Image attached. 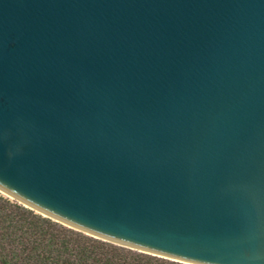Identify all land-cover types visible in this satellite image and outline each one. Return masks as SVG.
Here are the masks:
<instances>
[{"label":"water","instance_id":"1","mask_svg":"<svg viewBox=\"0 0 264 264\" xmlns=\"http://www.w3.org/2000/svg\"><path fill=\"white\" fill-rule=\"evenodd\" d=\"M0 188L141 253L264 264V0H0Z\"/></svg>","mask_w":264,"mask_h":264},{"label":"trees","instance_id":"2","mask_svg":"<svg viewBox=\"0 0 264 264\" xmlns=\"http://www.w3.org/2000/svg\"><path fill=\"white\" fill-rule=\"evenodd\" d=\"M0 264L183 263L96 239L0 193Z\"/></svg>","mask_w":264,"mask_h":264},{"label":"bare ground","instance_id":"3","mask_svg":"<svg viewBox=\"0 0 264 264\" xmlns=\"http://www.w3.org/2000/svg\"><path fill=\"white\" fill-rule=\"evenodd\" d=\"M0 192H2L3 194H5L6 196H10V197H12L10 194H8V193H6L4 190H2L1 188H0Z\"/></svg>","mask_w":264,"mask_h":264},{"label":"rangeland","instance_id":"4","mask_svg":"<svg viewBox=\"0 0 264 264\" xmlns=\"http://www.w3.org/2000/svg\"><path fill=\"white\" fill-rule=\"evenodd\" d=\"M1 193V192H0ZM2 195H4V196H6L5 194H3V193H1ZM6 197H8V196H6ZM9 198V197H8ZM11 199V198H10Z\"/></svg>","mask_w":264,"mask_h":264}]
</instances>
